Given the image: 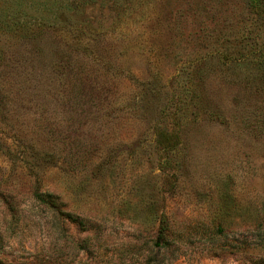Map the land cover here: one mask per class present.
<instances>
[{
  "label": "rangeland",
  "instance_id": "374dc122",
  "mask_svg": "<svg viewBox=\"0 0 264 264\" xmlns=\"http://www.w3.org/2000/svg\"><path fill=\"white\" fill-rule=\"evenodd\" d=\"M0 264H264V0H0Z\"/></svg>",
  "mask_w": 264,
  "mask_h": 264
},
{
  "label": "trees",
  "instance_id": "16d2710c",
  "mask_svg": "<svg viewBox=\"0 0 264 264\" xmlns=\"http://www.w3.org/2000/svg\"><path fill=\"white\" fill-rule=\"evenodd\" d=\"M39 198H41L44 202H46L47 204H50V196L49 195H44L40 196L38 195ZM46 198V199H45ZM158 235H157V242H165L167 240V242H169V237H170V231H169V227H168V223L166 222L165 217H162L161 223H160V227L158 229Z\"/></svg>",
  "mask_w": 264,
  "mask_h": 264
}]
</instances>
